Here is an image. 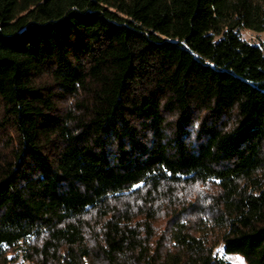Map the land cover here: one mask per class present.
<instances>
[{
    "label": "trees",
    "instance_id": "1",
    "mask_svg": "<svg viewBox=\"0 0 264 264\" xmlns=\"http://www.w3.org/2000/svg\"><path fill=\"white\" fill-rule=\"evenodd\" d=\"M243 29L264 0H0V264H264Z\"/></svg>",
    "mask_w": 264,
    "mask_h": 264
},
{
    "label": "rangeland",
    "instance_id": "2",
    "mask_svg": "<svg viewBox=\"0 0 264 264\" xmlns=\"http://www.w3.org/2000/svg\"><path fill=\"white\" fill-rule=\"evenodd\" d=\"M240 31H241V36L248 43L260 44L264 50V32H256V31H250V30H244V29ZM161 223L163 224L162 220H161ZM217 249L218 250L220 249L219 245L217 246ZM225 258L229 261H233L238 264H246L243 258L238 254L226 255Z\"/></svg>",
    "mask_w": 264,
    "mask_h": 264
}]
</instances>
